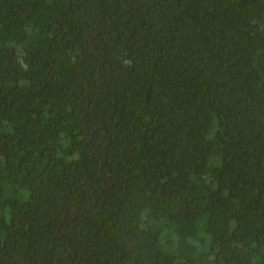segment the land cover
Instances as JSON below:
<instances>
[{
  "label": "trees",
  "instance_id": "obj_1",
  "mask_svg": "<svg viewBox=\"0 0 264 264\" xmlns=\"http://www.w3.org/2000/svg\"><path fill=\"white\" fill-rule=\"evenodd\" d=\"M0 264H264V0H0Z\"/></svg>",
  "mask_w": 264,
  "mask_h": 264
},
{
  "label": "water",
  "instance_id": "obj_2",
  "mask_svg": "<svg viewBox=\"0 0 264 264\" xmlns=\"http://www.w3.org/2000/svg\"><path fill=\"white\" fill-rule=\"evenodd\" d=\"M76 215V212H75V214H74V216ZM66 218H69V217H66Z\"/></svg>",
  "mask_w": 264,
  "mask_h": 264
}]
</instances>
